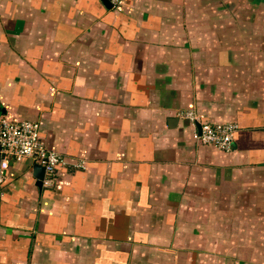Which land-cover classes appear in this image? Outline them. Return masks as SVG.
Wrapping results in <instances>:
<instances>
[{
	"label": "crops",
	"instance_id": "crops-1",
	"mask_svg": "<svg viewBox=\"0 0 264 264\" xmlns=\"http://www.w3.org/2000/svg\"><path fill=\"white\" fill-rule=\"evenodd\" d=\"M0 107L65 160L0 164V264H264V1L0 0Z\"/></svg>",
	"mask_w": 264,
	"mask_h": 264
},
{
	"label": "built area",
	"instance_id": "built-area-1",
	"mask_svg": "<svg viewBox=\"0 0 264 264\" xmlns=\"http://www.w3.org/2000/svg\"><path fill=\"white\" fill-rule=\"evenodd\" d=\"M109 1L116 7L121 5L123 0ZM186 116L199 126V132L195 134L198 142L214 146L221 151L232 150L237 125L200 122L192 113H186ZM0 144L3 169L8 168L10 160L19 162L31 159L45 168L49 178L45 184L51 183L57 168L65 163L60 154L48 148L40 135V127L35 122L12 121L0 115Z\"/></svg>",
	"mask_w": 264,
	"mask_h": 264
},
{
	"label": "water",
	"instance_id": "water-1",
	"mask_svg": "<svg viewBox=\"0 0 264 264\" xmlns=\"http://www.w3.org/2000/svg\"><path fill=\"white\" fill-rule=\"evenodd\" d=\"M103 3L105 4V6H107L108 8L112 7V4L110 3L109 0H102ZM0 112H1V107H0ZM0 152H1V144H0ZM0 164H1V153H0ZM35 171L36 172H40L36 175L37 179H38V184L42 185L43 181H44V172H45V168L43 166L40 165H36L35 166Z\"/></svg>",
	"mask_w": 264,
	"mask_h": 264
}]
</instances>
